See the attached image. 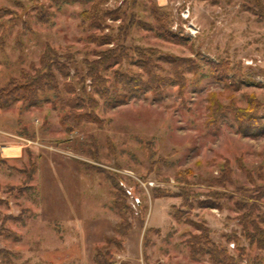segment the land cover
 <instances>
[{"label": "rangeland", "instance_id": "374dc122", "mask_svg": "<svg viewBox=\"0 0 264 264\" xmlns=\"http://www.w3.org/2000/svg\"><path fill=\"white\" fill-rule=\"evenodd\" d=\"M120 45L129 56L104 71L109 80L118 67L138 71L135 49H153L164 76L165 59L197 66L181 92L171 85L158 98L141 92L110 105L85 62ZM217 64L233 88L213 75ZM21 72L53 73L59 97L0 107V264H95L96 255L107 264H213L189 256L185 239L201 232L172 207L236 264H264L245 237L264 232V0H0V87ZM211 95L225 116L207 124ZM69 97L97 122L73 126ZM115 188L131 224L123 238Z\"/></svg>", "mask_w": 264, "mask_h": 264}, {"label": "trees", "instance_id": "16d2710c", "mask_svg": "<svg viewBox=\"0 0 264 264\" xmlns=\"http://www.w3.org/2000/svg\"><path fill=\"white\" fill-rule=\"evenodd\" d=\"M8 12V11H6ZM95 19V12L91 11L88 14V19ZM88 41L96 43L98 45L109 44L112 42V38L106 35L98 36L96 34H90ZM135 61L132 63L138 68V71L130 69H121L118 67L113 72L111 80L105 78L103 73L110 67L117 65L123 59L128 58L127 50L121 45L116 48L101 51L97 53L98 58L95 60L85 62L86 65V76L90 78L91 85L96 88V92L100 97L104 99L107 104L110 105H121L127 100L128 95L138 94L141 92L150 93L153 97H160L168 86H177L180 92L185 85L186 74L192 73L196 63L190 58H173L165 59L170 64V74L167 76L162 75L159 71L161 70L159 64L155 59L163 60L157 55L153 49H135L134 50ZM50 58L55 59L54 64L58 66L59 72L62 70L60 67L63 66L58 63L60 56L54 52L50 53ZM49 56L43 54L40 58L41 67H46ZM67 61H71L70 57H67ZM212 73L219 81L225 83V88H233V85L237 81L227 82L228 75L232 72H226L228 69L221 64L213 65ZM64 69L60 74L64 75ZM64 90L68 94H74L70 84L64 85ZM50 92L56 97H59V88L57 81L53 73L43 75L37 73L34 76L29 75L26 72H21L19 78L11 79L7 82L4 87H0V107H6L9 103L15 100H20L27 105H36L42 102L40 95L41 93ZM84 92V91H83ZM213 99H210L208 107V121L207 124H214L217 119L225 116L224 106L220 105L214 98L215 95H211ZM90 100V99H89ZM90 103H92L90 101ZM64 106L68 109L67 120L73 123V126H78L80 123L97 122V119L90 118L87 113L90 110H83L80 106L79 100L75 97H69L64 102ZM81 109V110H79ZM89 109V108H88ZM234 118L238 121L246 118L244 113H239L238 109H233ZM187 175L191 174L190 170H185ZM162 196V195H159ZM123 192H119L115 188V194L112 199V206L117 211L120 218L119 222L115 225L114 231L120 238L127 235L131 229V224L126 221L125 214L128 206L119 203L125 198ZM124 203V201H123ZM172 216L177 222H184L195 225L201 232V235L191 234L185 239V244L188 246V254L192 258H199L205 255L208 256V260L213 264H236L235 260L228 253L226 248L216 246L208 237V230L204 226L198 223H194L188 218H183L179 210L172 207ZM253 210H250L252 213ZM256 230V229H255ZM251 242H256L259 249L264 251V232L256 230L254 234L245 236ZM117 244L120 246L121 242L118 240ZM95 264H107L104 258H98L96 255Z\"/></svg>", "mask_w": 264, "mask_h": 264}]
</instances>
